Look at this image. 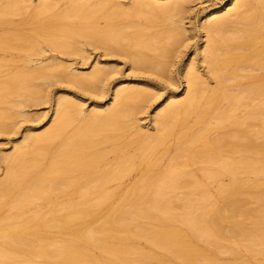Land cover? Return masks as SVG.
<instances>
[{
  "label": "bare ground",
  "instance_id": "obj_1",
  "mask_svg": "<svg viewBox=\"0 0 264 264\" xmlns=\"http://www.w3.org/2000/svg\"><path fill=\"white\" fill-rule=\"evenodd\" d=\"M60 1L66 6L58 10L55 6ZM188 1L135 0L126 8L120 0H38L35 4L0 0V24L11 23L22 9L33 7L24 23L33 35L0 36V49L38 51L36 38H42L53 48L81 52L75 41L80 36L105 50L128 55L139 68L164 73L172 47L184 36L177 15ZM130 17L143 18L145 26L135 25ZM154 25L162 28L149 31ZM200 27L205 39L199 51L216 84L206 82L195 61L185 65V94L176 96L175 87L168 104L155 113L154 132L137 130L141 133L134 141L137 152L125 151L133 142L117 143V139L133 127L138 101L148 98L150 85L121 81L105 109L95 106L87 112L82 103L59 96L53 124L40 133L27 132L20 144L2 155L7 172L0 179V211L6 209L0 217V264L31 263L18 253L50 263H98L106 253L108 264H165L160 254L138 249L142 260L132 263L128 252L136 247L137 239L166 250L176 264H219L214 250H232L221 241L233 237L242 240L253 255H264V182L245 187L242 178L264 170V0H222L202 12ZM46 67L42 63L26 66L0 79V103L15 95L25 81L47 77ZM53 69L50 76L56 78L73 70L69 66ZM113 70L96 63L91 74L82 76L76 69L71 73L77 83L103 93V83ZM232 86H238L237 92ZM242 106L245 112L238 115ZM12 116L13 112L0 110V131ZM191 117L199 126L194 132L184 129ZM212 119L214 127L223 128L224 133L209 141ZM171 140L175 152L161 169L159 161ZM107 143L120 152L113 162L103 164L106 152L101 146ZM236 153L239 156H233ZM195 163L203 164L199 178L187 170ZM137 168L139 179L94 224L95 211L110 202L113 189L120 186L109 183ZM222 175L230 181L218 184L217 192L243 190L246 197L232 194L221 204L212 201L205 186ZM180 187L188 190L187 195L171 196ZM70 192L76 194L72 199L57 201ZM249 193L257 198L255 208L245 204ZM45 202L50 203L46 210ZM225 219L228 226L222 224ZM91 247L99 254L89 253Z\"/></svg>",
  "mask_w": 264,
  "mask_h": 264
},
{
  "label": "rangeland",
  "instance_id": "obj_2",
  "mask_svg": "<svg viewBox=\"0 0 264 264\" xmlns=\"http://www.w3.org/2000/svg\"><path fill=\"white\" fill-rule=\"evenodd\" d=\"M31 1L35 4L38 0ZM133 1L135 0H120V4L123 7L130 8ZM221 2L222 0H189L186 3L183 12L177 15V18H180L179 20L183 23L184 36L172 47V55L167 58L168 67L164 73L156 72L151 69L139 68L133 61H131L128 55L122 52L105 50L104 46L91 44L89 40L80 36L77 37L75 41L80 47L81 52H70V50L53 48L42 38H36L39 49L38 51L20 48H13L11 50L0 49V79L5 78L17 70H21L26 66L33 68L41 63L47 66L45 71L47 77H34L29 81H25L18 92L12 93L15 95L10 96L5 102L0 103V110L13 112V116L6 120V129L0 131V179H3L7 172V163L3 160L2 155L6 152H11L15 145L20 144L24 140V136L27 132L33 131L40 133L53 124L55 106L59 96H68L70 100L82 103L83 108L87 112L95 106L105 109L112 102V92L115 89L116 83L121 81L130 82L132 84L141 81L144 82L143 84L150 85L148 87V91L150 92L148 98L138 101L139 107L131 120L133 127L130 128L127 134H124L117 139V143L124 142L131 144L130 142H133L125 151H128L129 153L137 152V144H134V141L138 140L140 138L139 134H141L138 133L139 131L137 130L143 132L148 129L151 132H154L155 123L153 120L155 113L168 104L172 92L176 91L175 87H178V92L174 93L176 96L181 97L185 94L186 83L182 73L185 65L188 63L194 64L195 61L198 73L203 75L206 82L209 83L210 86L216 84L214 75L210 72L209 67L203 61L202 53L199 51L200 46L203 45L205 39V32L200 27V16L203 11L211 9L216 5L221 4ZM65 6L66 4L60 1L56 3L55 8L59 10ZM32 8L33 7H27L22 9L21 13L13 16V21L11 23L0 24V36H15L20 32L33 35V32H31V30L27 28V25L24 24L26 23ZM128 19L138 26H145L146 24L143 18L130 17ZM98 21L100 24L104 23L102 17H100ZM161 28V25H154L149 28V31H156ZM29 59L32 60L28 65L27 63ZM96 63H99L100 66L115 68V71L113 70L106 79V82L104 81L103 83V88H105L103 93L98 92L94 87H91L93 89H90V87H85L77 83L73 79L74 77H72L73 75L71 73L76 69V72L80 73L82 76L91 74ZM54 66H58L59 68L61 66H69L70 68H73V70L69 71L67 76L64 74L61 77L56 78L50 76L52 72H54ZM235 86H232V90L234 89L233 91L237 92L235 89L238 88V86ZM28 97L41 99L36 100ZM21 102H23L22 105H17L15 106L16 108L12 107L15 103L20 104ZM223 103H226V101H223ZM243 107L245 108V106H242L241 109L239 108V111H237L238 115L244 114L245 111L243 112V110L246 108L243 109ZM16 111H19L20 113ZM258 120L259 118H257L256 121L254 119L253 122L257 123ZM194 121L195 119L191 117L187 121L184 129H189L190 132L196 131L199 126L194 124ZM214 121L215 119L211 120V126L213 129L210 131L207 138L209 141L211 138L213 140L220 137L222 135L221 133H224L223 128L214 127ZM76 123L77 122L75 121L72 125L68 126L67 131L69 132ZM173 143L174 140H171V142L168 143V151L160 159L158 165L159 168L161 167V169H165V166L170 162L171 157L175 152ZM101 147L106 152L103 164H109L118 158L120 151L119 149H115L113 144L107 143L103 144ZM198 147L197 144L193 146V149H197ZM233 156H239V154L236 153L233 154ZM256 157L261 159L260 155H257ZM185 158L186 157L182 156L183 160ZM187 170L194 173L198 178L204 173L203 164L201 163L191 164L187 167ZM140 173L141 170L137 168L132 170V172L122 180L109 183V185L113 186L118 183L120 186L113 189L114 197L112 200L101 205L100 208L95 211V217L93 219L94 224H98L108 207L116 202V199L125 193L135 180L137 181L139 179ZM242 178L245 179L243 180L245 181V187L253 185L256 182H264V170L257 175L253 173L244 174L242 175ZM229 181L230 177L228 175H222L217 179L208 181L205 188L209 191L212 201L221 204L226 197L232 194L246 197L245 191L243 190L227 192L225 194L217 192L216 188L218 184H227ZM187 193L188 190L186 188L180 187L170 194L174 197H182L187 195ZM195 194L199 195L196 192ZM249 194L250 196L247 198V202L249 203L245 204L248 205L247 207L255 208L258 203L257 198L256 196H253L255 199L252 197V195L255 194ZM75 195L76 194L72 192L62 194L58 197L57 201H67L69 198L72 199ZM49 206L50 203L45 202L43 204V209L46 210ZM245 206L242 207L245 208ZM174 210L178 211L179 207L175 205ZM5 214L6 209L0 211V217H3ZM238 218L242 219L241 216ZM222 224L228 226L230 222L225 219ZM246 225H250L248 220H246ZM52 233L57 240L61 238L56 228L52 229ZM238 239V237H233L231 240H228L229 242H227V240L221 241L223 244L226 243L224 245L232 248V250L228 252L224 250H221L222 252L214 250V252H216L215 257L219 264H264V255L259 254L255 256L248 252L245 250L242 240ZM135 245L136 247L134 249L131 248L132 250L130 249L128 252L129 260H132V263L142 260L143 256L137 251L144 250L149 253L155 252L160 254V256H162V261L165 264H176L174 258L169 257L166 254V250L157 248L144 239H137ZM199 245L204 246L203 241H199ZM88 252L93 255L99 254V250L94 247H91ZM18 255L29 259L31 262L30 264H70L66 260H60L56 263L45 262L41 257L33 254L26 255L18 253ZM101 255L102 257L98 263L92 264H108L104 258L107 257L108 254L102 253Z\"/></svg>",
  "mask_w": 264,
  "mask_h": 264
}]
</instances>
